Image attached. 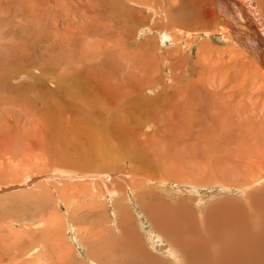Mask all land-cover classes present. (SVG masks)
Listing matches in <instances>:
<instances>
[{
  "label": "rangeland",
  "instance_id": "374dc122",
  "mask_svg": "<svg viewBox=\"0 0 264 264\" xmlns=\"http://www.w3.org/2000/svg\"><path fill=\"white\" fill-rule=\"evenodd\" d=\"M190 1L182 4L187 7ZM165 7V0H0V131L13 135L12 122L19 129L35 131L34 122V126L24 124L25 120L18 123L13 116L38 108L42 118L47 109L69 112L78 105L75 92L115 93L118 102L120 92H128L127 102L144 99L141 92L148 98L160 94L153 107L162 117L146 115L149 119L142 121V126L150 123L144 130L151 131L140 137L144 156L150 159L151 167L146 169L154 174L148 184L131 173L137 160L125 156L113 163L115 174L102 183L104 179L90 176L47 177L49 167H42L47 158H8L0 148V177L42 175L45 180L35 183L44 181L52 187L39 211L29 208L25 220L14 219L0 227L6 242L22 238L23 259L29 264L39 263L38 257L42 264H96L87 257L92 248L87 243L96 237L103 238L102 249L116 250L104 251L106 257L111 254L107 263L105 255L100 256L104 264H208L209 258L203 255L202 262L199 252L218 246L217 252L227 253L224 256L232 264H264L262 66L258 59L259 66L252 62L249 51L234 50L231 42L224 41L216 33L219 25L206 33L191 30L189 36L183 25L162 14ZM73 77L81 78V89L69 86ZM140 101L137 108L129 106L133 112ZM126 112L117 106L109 115L113 121L134 125L124 120ZM156 119L162 125L159 133L154 131ZM75 134L79 131L74 132L77 140ZM125 137L132 142L128 133ZM34 139L29 136L24 145ZM155 161L159 167L152 166ZM134 180L141 185L130 192L128 183ZM205 226L213 235L204 231ZM168 235L174 237L172 241L166 240ZM212 237L213 246L207 243ZM1 243L0 255L5 256ZM13 255L19 256L11 253L0 264L22 263Z\"/></svg>",
  "mask_w": 264,
  "mask_h": 264
},
{
  "label": "bare ground",
  "instance_id": "6f19581e",
  "mask_svg": "<svg viewBox=\"0 0 264 264\" xmlns=\"http://www.w3.org/2000/svg\"><path fill=\"white\" fill-rule=\"evenodd\" d=\"M159 1H162V0H158V2ZM172 1L173 0H165L166 11L163 12L162 14H164L173 23H179V24L183 25L184 29L186 30L187 35H189V36L192 35L191 30H193L196 33H204V32L206 33V32H209L210 30H212L215 26L219 25L220 30H216V33L219 35H222L225 39L224 41L228 40L229 42H231L232 43L231 45L234 47L233 48L234 50L236 48V49H240L241 51H243L242 50V48H243L244 50L249 51L253 55V58L250 57V59H252V62H256V64H257L258 62L256 59H258L260 62V65L262 66V69H260L261 72H259V73H261V75L264 77V50L262 49L264 46V42H263V40H264V19H263L264 0H262L261 2H260V0L259 1H256V0H191L190 1L189 0L190 2L187 4V7H186L185 3H184V5L182 4L183 0H180L178 2V4L175 6L172 5ZM162 18H163V16H162ZM166 23H167V21H166ZM173 26H174V24H173ZM174 29H175V26H174ZM195 30H197V31H195ZM221 30H222V32H221ZM261 42L263 43V45L261 44ZM229 45H230V43H229ZM231 45L229 48H231ZM240 46H242V47H240ZM148 48H150V47H148ZM229 50L230 49H228V51ZM237 52L239 53V51H237ZM257 66H259V64H257ZM152 69H153V67H152ZM150 78H151V76H150ZM80 79L73 77V79H70V80H72V82L68 80L69 86L71 84H73V87H75L79 90V88L81 87V84H82L81 83L82 80H80ZM74 82H75V84H74ZM98 89H99V86H97V90ZM85 92H87V90ZM85 92H83V91L75 92V95H73V96L79 97V101H78V105L75 108H73V110L72 109L70 110L72 112H70V111L68 112L67 110L61 109L62 111H59V112L62 115H60V113L56 112V110L52 111L50 109H47L48 110V112L46 111L47 114L44 115V117L42 118V112L43 111H41L40 108H38L32 112L29 111L28 114L22 113L20 115L18 114L17 116L12 115L14 117V119L12 118L13 119L12 121H16L18 123L21 122L22 120H25L24 124L28 123L27 125L30 126V124L32 122H34L36 124L35 125L36 130L33 131V130L19 129L17 127L16 123L12 122L11 124L15 130V132L12 131L13 135H11V134L9 135L7 131H4V132L0 131V133H2L4 136V139L2 140V142H0V148L4 151L5 155L8 156V158H17L19 156L28 155V156L33 157V158L42 159L43 161L45 158H47V161L46 162L44 161V164L42 165V167H43V169H45L47 166L49 167L48 172H50V174L47 175V177H50V178H52L53 175L60 174V175L66 176V178H72V177H76V176H90L89 178L98 177L101 179H104L105 177L108 178V177L114 175L115 173H113V171L115 170V164H113V163H115L118 159H121L125 156V158L128 157L131 160L132 159L137 160V162L135 164L136 168H134L133 169L134 171L131 172L134 176L139 177V179H143V182L145 180H147V181H145L147 184H148V182H151V181L153 182V180H152V178H154L153 172L150 173L149 171L151 169H149V168L146 169L147 166L151 167L150 166V159H148L149 157L144 156V153L142 151V147H143L142 143L144 142V140H140V137H142V134H144V132H145V134L148 133L144 130V129H146V127H144V126H147V124H150V123L146 122L143 124L144 126H142L143 119H149V118L145 117L146 115L150 116V115L154 114L155 116L162 117L160 115V112H158L159 114H157V112H156L157 110L153 107V105L158 102V100L160 98V94L156 95L154 98H148V97H146L144 92H141L142 94H140V95H142L144 97V99H141V101H140V99H139L140 97H139L136 100H131L130 102H127L124 97L128 98V92H125V93L120 92V93H118V95H119V102H118L117 101L118 98L116 97V95H114L115 93L111 94V95H110V93H109V95L101 93V95H99L100 93L98 92V95H99L98 96L94 93H92L93 94L92 95V94H89V92H88V94ZM111 93H113V92H111ZM41 96H43V95L41 94ZM73 100L76 101L75 99H73ZM139 101L142 102L141 106L139 107V109H136V111L133 112V110L129 106L135 104L134 106H135V108H137L139 106L138 105ZM44 103L46 104L45 101H44ZM117 106H119L122 109H125V112L127 111L126 112L127 117H124V120L125 121L131 120L134 123V125H128L126 123H119L117 121L112 120V118L110 117L109 114L115 113L117 110ZM158 110H159V108H158ZM19 117H21L20 120L18 119ZM143 117H145V118H143ZM155 122H156V125L154 128V131H155V133H159L162 131V127H161L162 125L160 126V123L158 122L157 119ZM194 122H195V120H194ZM91 123H93L94 125H91ZM33 124H31V125H33ZM24 126L25 125H23L22 127H24ZM20 127H21V125H20ZM76 127L78 129H76ZM9 129L12 130V128L10 126H9ZM41 129L43 131H41ZM76 131H79V134H75V136H77V140L74 138V132H76ZM196 132L197 131H195V133ZM127 133L130 136H132L131 137L132 142H128L126 140L127 137H125V136ZM150 133H151V131L148 134H150ZM163 133H165V132H163ZM172 133H174V132H172ZM29 136L34 137L35 139L33 140V142L31 144H28V145L25 144L24 145L26 138H28ZM21 139L23 141H21ZM112 140L116 143V145H114L112 143ZM0 141H1V139H0ZM21 142H23V144ZM27 142L29 143L28 140H27ZM77 146L82 147L81 151ZM32 149H38V151L41 150V153L38 152L37 150L33 152ZM147 149H149V146ZM51 153H53V154H51ZM53 156H54V158H53ZM155 156H156V154H155ZM160 162H161V160H160ZM154 165H156V166L158 165V167H159V164H157V162L155 164L154 163L152 164V166H154ZM64 166L67 168L62 169L61 167H64ZM69 166H76V167L70 168ZM143 166H144L145 170L142 169ZM141 169L143 171H141ZM79 171H81V172L83 171V172L80 174L78 173V175H77L76 172H79ZM128 172H130V171L128 170ZM157 172H160V171H158V169H157ZM39 174H37V175H39ZM163 174H164V172H163ZM160 175H161V173H160ZM170 175H171V173H170ZM259 176L261 177V175H259ZM27 178H29V180H26ZM42 178H43V180H45L44 176H42V175L31 176V174H30V177H29V175L27 176L26 174L24 176L23 175L22 176L16 175V176H13L12 178L0 177V227L5 222L11 223V220H14V219L20 218L19 220H23V219L25 220L26 216L24 214L27 213L26 211L29 210V208L34 209V210H38V211L40 210L39 205L41 204L42 201H45V197L47 196L46 194H48L50 192L49 191L50 189L48 190V188L52 189V187L46 186L44 184V181L43 182L38 181L35 183V181L40 180ZM261 178H260V180L262 181L264 178H262V179ZM57 179H58V177H57ZM57 181H59V180H57ZM60 181H61V179H60ZM104 181H106V180L104 179L101 182L104 183ZM134 181H135L134 183L136 184V186L134 185V183H132V184L128 183L130 192H131V189L135 190V187H139L141 185V182L137 183L136 180H134ZM32 184H33V187L31 186ZM68 184H70V182ZM116 185L117 184H115V186ZM115 186H114V188H117ZM247 186H248V184H247ZM53 189H54V187H53ZM120 189H121V187H119L118 190H120ZM118 190L114 189V191H118ZM108 192L109 191L107 190V193ZM59 196L61 197L62 195L60 194ZM60 199H61V202L63 201V203L65 205L67 204L66 203L67 200H65V198L61 197ZM70 200H69V202H70ZM71 201H73V200H71ZM61 202H59V203H61ZM29 215H30V213H29ZM27 217H28V215H27ZM39 221H40V219H39ZM49 221H50V219H49ZM13 222H16V220ZM18 222L21 223L22 221L21 222L18 221ZM36 222L38 223V221H36ZM33 223L35 224V222H33ZM32 224H29V226H28L29 228H27L28 230L29 229L31 230L30 225H32ZM52 225L53 224H51V226ZM262 225L264 226V222H262ZM205 228L206 229L204 231L208 230V228L206 226H205ZM188 229H189V227L187 228V231H188ZM8 230L10 231V228H8ZM191 231H192V229H191ZM1 232L2 231L0 230V241L2 242L1 245L3 244L2 247L4 248L5 253H6L5 256L11 255V253L13 254L14 252H17V255H19V256H15V255H13V256H15L17 258L21 257L19 259L22 263L24 262L25 264H29L28 260L26 262L23 259L24 258V253H23L24 251L22 249L24 247H21V243H22L21 239L22 238H18L17 241H15V243H14V241L6 242L5 239L1 235ZM206 233L213 235V233L211 231L210 232L206 231ZM27 234L29 235L30 233H27ZM195 234H196V232H195ZM26 236L27 235L25 234V237ZM29 236H31V235H29ZM29 236H27V237H29ZM172 237L173 236L169 237V235H168V237H166V240H168L170 238V240L172 241V239L174 238V237L173 238ZM182 237H184V236H182ZM202 237L200 239H202ZM213 237L211 240L208 239L209 241H211V243L207 242L209 245L212 244V246L214 245L212 243L214 241ZM210 238H211V235H210ZM102 239L100 237H96L95 239L90 241L91 245H90V243L89 244L87 243V245L92 247L91 248L92 253L90 250H87V257L89 260L93 261L96 264H104V262H105V260H103L104 257L101 260L100 256H102V254H104L105 252H110L111 250L116 251L113 248L114 246H109V245H106V246L112 247L113 249L112 248L102 249L101 244L99 243ZM191 239H193V238H191ZM170 240H169V242H171ZM199 241H200V243L204 242V240H199ZM215 241H216V243L215 242L214 243L217 245V242L219 244L220 240L215 239ZM12 242L14 244L11 245ZM16 242H19V244ZM102 242H104V241H102ZM112 242H114V241H112ZM121 242H122V240H121ZM188 243H190V242H188ZM207 243L205 241L203 244L205 245ZM174 244L176 245L175 241H174ZM115 245H119V243L117 242V244L115 243ZM121 245H122V243H121ZM121 245H119L120 248L122 247ZM175 245L173 247H175ZM183 246H185V244ZM16 247H17V250H16ZM90 247H88V249ZM34 248L32 247L31 250L34 251ZM124 248H126V247L123 246V249ZM127 248H129V247H127ZM218 248H219V246L214 247V248L211 247L210 249L204 248V249H206L205 252H204V249L202 251H200L199 253L202 254V256H200L201 261L204 262V259H203L204 256L203 255H205L206 257L209 258V261H210L209 263L221 264L223 259L226 258L227 253L224 254V252L218 251V252H220V254H223V255H219L217 252ZM8 249H9V251L6 252V250H8ZM101 249H102L103 253L100 252ZM129 249H127L126 252L125 251L124 252L127 253ZM0 250H1V248H0ZM4 250H2V252H4ZM117 252H119V251H117ZM226 252H228V251H226ZM110 253H108L109 255L107 254L108 257H106V255H105L106 253L104 254L106 257V263H107V258L111 259ZM122 253L123 252L121 251V254ZM132 254H134V253L132 252ZM172 255L176 256L175 258L178 259L177 254L175 252H172ZM186 255H185V257H186ZM224 255H226V256H224ZM5 256H4V254L0 255V259L2 258V261H3V259H5ZM112 256H116V254L114 255V253H113ZM191 257H190V259H191ZM95 258H96L97 262L95 261ZM116 258H117V256H116ZM38 259H39V257H38ZM38 259H37V261H35L36 263L39 262L37 264L44 263L43 260L41 262L40 259H39V261H38ZM119 259L120 258L118 257V262H119ZM124 259H122V260L124 261ZM150 259H151V257H150ZM25 260H26V258H25ZM194 260L195 259H193V262H194ZM230 260L231 259L226 258L225 264H232V262ZM2 261H0V262H2ZM30 261H31V258H30ZM120 262H119V264H120ZM22 263H20V264H22ZM31 264H33V263H31ZM147 264H148V262H147Z\"/></svg>",
  "mask_w": 264,
  "mask_h": 264
}]
</instances>
